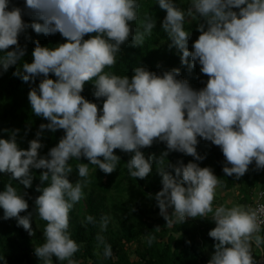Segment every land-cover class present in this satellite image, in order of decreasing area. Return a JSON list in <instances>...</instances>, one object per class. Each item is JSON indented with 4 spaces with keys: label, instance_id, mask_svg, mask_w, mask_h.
Listing matches in <instances>:
<instances>
[{
    "label": "clouds",
    "instance_id": "1",
    "mask_svg": "<svg viewBox=\"0 0 264 264\" xmlns=\"http://www.w3.org/2000/svg\"><path fill=\"white\" fill-rule=\"evenodd\" d=\"M156 2L166 10L162 28L170 46L180 50L181 62L189 69L199 63L208 77L205 86L193 87L180 67L158 72L138 64L131 76L110 70L130 37L142 45L155 28L156 19L145 13L133 32L140 0H25L28 14L37 17L30 24L24 9L10 7L12 0H0V68L18 65L13 74L34 85L28 93L32 111L47 119L29 147L20 146L19 128L5 129L10 132L7 138L0 136V173H10L24 186L6 183L0 190V208L4 218H17L32 235L34 214L47 222L43 243L35 245L43 264H55L53 257L82 264L74 258L81 244L70 231V213L85 196L89 164L113 172L121 161L117 148L132 153L126 165L132 177H147L155 161L163 185L155 199L168 227L188 217L211 216L215 221L209 231L215 251L208 264H258L253 246L264 248V203L214 205L223 182L212 167L198 163L205 156L197 145L204 138L220 146L227 161L223 171L229 176H243L253 161L264 168V0H188L187 8L177 0ZM196 18L201 20L200 34L190 48L186 21ZM29 26L37 33L60 32L66 39L54 46L35 40L29 62L19 41ZM37 77L42 78L35 85ZM86 82L94 85L95 97L104 98L102 107L82 94ZM45 129H64L65 134L42 155ZM157 140L167 148L158 158L146 156L142 149ZM173 150L194 159L173 164L167 159ZM73 158L80 161L75 182L69 179ZM33 169H43L36 185L40 194L32 210L22 215L29 209L26 189L33 185ZM109 219L101 218L102 229ZM86 221L96 222L91 214ZM97 239L104 246L103 256H113L111 243L99 233ZM155 239L152 233L148 242ZM0 262L7 264L4 255Z\"/></svg>",
    "mask_w": 264,
    "mask_h": 264
},
{
    "label": "trees",
    "instance_id": "2",
    "mask_svg": "<svg viewBox=\"0 0 264 264\" xmlns=\"http://www.w3.org/2000/svg\"><path fill=\"white\" fill-rule=\"evenodd\" d=\"M177 4L187 8L188 0H177ZM20 6L24 9L25 21L31 23L37 19L34 15L28 14L25 0H12L9 5ZM140 19L132 22L133 32L140 27V20L144 19L145 13L156 19V25L150 36H146L142 45H136L129 41L122 45V51L117 54V62L110 66L111 71L129 76L138 64H143L155 71H162L172 67H180L181 75L187 78L193 87L205 86L207 75L200 71L199 63L192 69L181 62V52L174 45L167 33L162 28V21L166 10L162 9L156 0H140ZM42 22V21H41ZM198 18L186 21V27L190 29L189 47L198 38ZM88 35L86 34V38ZM39 39L42 44L54 46L63 42L66 38L60 32L55 34L37 33L31 26L20 33L19 41L26 46L24 60L31 62L32 51L35 47V40ZM11 47H15L10 46ZM2 55V53H0ZM23 59L20 64L22 65ZM191 59V58H189ZM18 65H12L7 71L0 68V136H10L9 131L19 128L17 134L21 147H29V141L35 138L40 123H47V119L36 116L32 111L28 93L33 85L21 77L14 75ZM109 70V69H105ZM50 75L55 78L53 73ZM42 77H37L35 85L39 84ZM94 85L86 82L83 95L94 100L102 107L104 98H97L93 94ZM65 134L64 129H45L41 137L43 147L40 153L46 154L48 150L58 143L61 136ZM167 148L163 141H155L151 146L142 150L146 156L160 154ZM198 152L205 158L198 163L201 166H210L223 182L221 189L230 191L239 188L245 194V204L254 203L256 193L260 188L264 189V168H258L253 161L243 176H229L223 171L227 162L220 146L210 140L199 138L197 145ZM114 151L121 156L118 167L111 173H106L98 166L89 164L90 183L85 187V196L76 203L71 210L70 231L73 237L81 244L75 259L82 264H208L212 253L215 251V239L209 235L211 228L215 227V221L208 217H195L173 227L166 225L165 218L160 214L159 206L155 199V193L162 185V177L156 169L154 161L153 171L145 178L132 177L128 173L127 161L132 153L117 148ZM167 159L175 164L179 160L187 163L194 157L179 151H170ZM83 162L88 163L87 157H82ZM73 165V171L69 179L75 182L79 179L76 165L80 162L76 158L69 161ZM173 171L174 169H169ZM35 177L31 188L26 191L29 200V209L22 211V215L31 211L35 206V198L40 194L36 185L40 184V172L43 169H33ZM12 182L15 186L19 182L12 180L10 173H0V190H3L6 183ZM47 183V182H46ZM83 201L84 211L80 212V202ZM172 209L170 208V212ZM91 214L96 222H87L86 217ZM109 216V223L106 228H101L100 220L103 216ZM47 222L38 215H33L32 227L35 234L32 235L22 225H19L17 218H4V210L0 208V255H4L7 264H43L35 253V245L43 243V227ZM102 234L108 243L113 247V256H103V245L98 244L97 234ZM155 233L156 239L148 242L150 234ZM264 251V248H262ZM55 264H67V261L60 262L53 257ZM2 264V262H0Z\"/></svg>",
    "mask_w": 264,
    "mask_h": 264
},
{
    "label": "rangeland",
    "instance_id": "3",
    "mask_svg": "<svg viewBox=\"0 0 264 264\" xmlns=\"http://www.w3.org/2000/svg\"><path fill=\"white\" fill-rule=\"evenodd\" d=\"M254 193H253V201L254 202ZM245 197H248V196H245V194L243 192H241L239 190V188H234L230 191H226V190H223L221 189V187L218 186L217 188V193H216V199L214 200V205L216 204H226L228 206H231L232 204L234 203H245L243 201V199ZM80 212H83L84 211V204H83V201L80 202V208H79ZM170 211V209H169ZM253 254L254 256L257 258V261H259L260 259H262L264 257V251L262 248H257L255 247V245L253 246Z\"/></svg>",
    "mask_w": 264,
    "mask_h": 264
},
{
    "label": "built area",
    "instance_id": "4",
    "mask_svg": "<svg viewBox=\"0 0 264 264\" xmlns=\"http://www.w3.org/2000/svg\"><path fill=\"white\" fill-rule=\"evenodd\" d=\"M262 193H264V189L260 188L257 193H256V198L254 200L253 206H255L257 200H259L261 203H264V195H262ZM192 217H188L187 220H190Z\"/></svg>",
    "mask_w": 264,
    "mask_h": 264
},
{
    "label": "water",
    "instance_id": "5",
    "mask_svg": "<svg viewBox=\"0 0 264 264\" xmlns=\"http://www.w3.org/2000/svg\"><path fill=\"white\" fill-rule=\"evenodd\" d=\"M258 264H264V257L258 261Z\"/></svg>",
    "mask_w": 264,
    "mask_h": 264
},
{
    "label": "crops",
    "instance_id": "6",
    "mask_svg": "<svg viewBox=\"0 0 264 264\" xmlns=\"http://www.w3.org/2000/svg\"><path fill=\"white\" fill-rule=\"evenodd\" d=\"M253 205V203H251Z\"/></svg>",
    "mask_w": 264,
    "mask_h": 264
}]
</instances>
